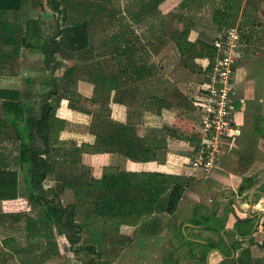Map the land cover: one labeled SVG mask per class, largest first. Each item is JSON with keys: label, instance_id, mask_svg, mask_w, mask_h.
I'll use <instances>...</instances> for the list:
<instances>
[{"label": "trees", "instance_id": "obj_1", "mask_svg": "<svg viewBox=\"0 0 264 264\" xmlns=\"http://www.w3.org/2000/svg\"><path fill=\"white\" fill-rule=\"evenodd\" d=\"M164 1L166 0H135L133 5L129 4L126 10L122 11L124 15L117 12L108 15L110 24L107 29L110 30L102 43L106 51L98 55L97 49L95 50L90 42V28L93 23L102 29L105 5H95L93 2L86 5H83V2H76L75 5L72 3V7L76 8L80 16L92 15L91 20H84L65 29L64 33H61L64 35L61 40L53 38L49 44L39 45L31 43V37L22 38L21 27L17 23L19 14L28 4V0H0V76L7 69L6 62L2 60L6 48L18 43L20 47L29 45L40 50L45 56L47 69L55 70L59 67L60 64L54 65L59 53H63L67 59L79 61L83 64L82 71L88 75L86 79L94 85V93L90 99L84 98L75 90H69L68 86L55 90L50 93L55 104H48L52 98L49 97L45 99L39 112L36 111L37 104L23 100L19 91L0 89V120L2 115L14 129L20 142L19 169L3 164L0 143V202L8 213L25 220L27 244H40L42 239L46 241L47 248L44 254L42 253L43 259H48L50 253L59 252L55 242L57 235L66 236L73 251L79 252L80 249L76 248L80 241L79 234L86 229H94L93 234L98 233L97 243L101 249L96 252L93 246H89L87 251L99 256V264H111L117 258V248L127 246L131 240L127 238L123 242L112 241L111 249L108 250L107 239L120 235L122 226L146 225L156 212L174 216L186 189L193 182L189 177L169 172L171 168L176 167L178 158V155L171 153L167 167L162 168L160 173L105 172L101 180L91 179L87 173L84 176L77 175L79 178L76 181L66 185L73 190L76 200V204L70 208L62 207L58 192L53 188L46 191L43 186L53 170L52 164L60 158L63 163L79 165L84 154L118 153L136 163H151L158 161L161 151L168 150V137L184 140L196 147L199 145L200 138L196 135L195 125L183 114L176 112L175 104L168 99L166 92L161 90V77L168 76L171 70L164 63L157 66L152 59V51H157L167 40L173 17H178L175 53L168 59L179 68L185 69L192 81H197V75H202L198 78V83L202 85L207 81L205 74L211 71L216 55L213 43L225 29L235 27L241 15L235 7L236 0H224L222 9L217 10L212 18L202 14L205 8L204 0H185L177 10L168 15H164L160 10ZM52 5L58 10V2L54 1ZM242 15L245 16V12ZM9 16L12 17L11 20ZM250 17L249 14V22H253L255 19ZM38 22L39 20H35L36 24ZM135 24L138 25L137 28ZM193 31L206 40L204 44L201 42L210 61L206 72L196 64L198 50L196 44L189 40ZM37 36L40 38L41 34ZM18 37L21 38L20 41ZM103 58L123 60L122 70L109 76L106 72H94L88 66L89 62ZM74 70L73 67L69 68L64 77L70 79ZM78 80V76L72 77L73 83ZM153 80H156L157 84L153 85ZM184 82L187 80L183 81V85H189ZM113 94L116 103L131 109V118L129 117L126 124L115 122L111 118L109 105ZM84 102L99 107L90 129L96 137L95 143L79 145L61 141L60 135L65 131L73 111L90 115ZM146 112L163 118L166 133L164 136L139 135L133 118L138 113ZM263 135L264 131L257 130V139ZM242 161L244 162V157L241 158ZM188 165H192L191 158ZM21 173L26 192L25 201H20L19 198ZM50 195L54 199H51ZM34 203L41 208V216L38 217L40 220L32 219L31 215L26 214ZM77 217L81 224H78ZM240 223L241 220L238 224ZM195 225L201 226L204 223L197 221ZM215 228L219 231L218 227ZM248 234L250 233L245 235ZM14 245L19 246L16 243ZM189 245L193 246V243ZM209 248L215 247L209 244ZM4 251L6 258L1 257L0 264H9L13 256L8 249ZM23 253L27 255L31 251L24 249ZM21 259L22 263L29 264V257L22 256Z\"/></svg>", "mask_w": 264, "mask_h": 264}, {"label": "rangeland", "instance_id": "obj_2", "mask_svg": "<svg viewBox=\"0 0 264 264\" xmlns=\"http://www.w3.org/2000/svg\"><path fill=\"white\" fill-rule=\"evenodd\" d=\"M60 0H34L33 5H35L36 12L31 13V0H29L28 3L24 6L21 14H19L20 19V26L22 27L23 36H27L28 38L31 37L30 40L33 44H45L50 43L53 38H57L58 40H61V38L64 36L61 33L65 31V29H69L76 25L77 23L83 22L84 20H91L90 18L92 15L88 17L78 16L77 10L75 13H73L72 4H63L62 8H66L67 5L70 7L71 12L65 11L66 9H56L52 3ZM185 1V0H184ZM184 1L182 3H184ZM80 2H83V5L89 4V2H93L95 5L102 4L105 5V9L102 13V16L104 17L105 21L104 25L102 26V29L99 27H96L93 23L91 26V34H90V42L91 45L97 49L98 55L100 52H105L106 50L103 49L102 43L107 38V34L110 30L107 29L110 20L107 18L108 15H111L113 12H117L119 15L123 14L126 10L127 6L129 4H134L135 0H80ZM173 1L170 2V0H166L161 4L160 10L164 15H168L171 12H174L177 10V8L180 7L182 4L179 1V4L177 7L171 10L170 3L172 4ZM235 2V1H234ZM205 8L203 11V15L207 18H212L217 10L222 9L224 0H204L203 1ZM236 9H239V14L241 12H245V16L242 15L239 17V21L237 25L242 29L243 35H244V52L243 57L240 63V69H243V73L245 75V70L247 71V83H243L241 87H238L237 97L240 96L243 98H247L246 94V88H250L251 90V98H247L250 100V104L252 108L249 110V115L254 120H257L260 123L259 129L264 130V0H236ZM56 6V3H55ZM95 10V7H94ZM93 10V12H94ZM120 10V11H119ZM101 11V10H100ZM123 11V12H122ZM31 13L37 14L36 20H39L38 24L35 23L34 27L36 29L34 30V33H29L32 29L30 25L26 22L29 20V16L31 17ZM75 14V15H74ZM251 15L250 18L255 19L253 22H249L248 16ZM94 15V14H93ZM28 19V20H27ZM131 21L132 18H129ZM91 22V21H90ZM93 22V21H92ZM179 25V19L178 17L174 16L171 26L172 29L170 31V34L167 38V40L161 45L157 51H152V59L157 64V66L161 64H165L168 69H170V74L165 77H161V90L166 92L168 99L177 106V110H181L180 107H184L185 102H192L194 100V97L199 93L200 85L198 83V80L202 77V75H197V81H192V77H188L187 71L183 68H179L177 64L173 63V61H170V56L174 55L175 53V41L177 39V32L176 27ZM236 25V26H237ZM26 26V27H25ZM135 28L138 27V25H134ZM33 27V28H34ZM29 33V34H28ZM37 34H41L40 38H38ZM204 39V38H203ZM258 40V41H257ZM206 42L204 39L202 41ZM204 44V43H203ZM202 44L201 48L197 51V56L200 59H206L207 53L204 52V45ZM212 45V43H211ZM252 50L255 51L254 55H249L247 57V51L250 53ZM202 57V58H201ZM33 60V59H31ZM36 61H20L19 58L15 60L14 63H12L9 68L4 70L2 72V78L3 80L8 81L7 84L14 83L11 85L12 88H17L19 85L22 86V91L20 92L23 94V100L29 102L30 104H37L36 111L39 112V109L42 107V105L45 103V99H48L50 96V93H52L55 90H61V88L67 87L69 90H75L80 91L81 94L86 98L85 96L90 94L93 89L92 85L88 83L87 74L85 71H82L81 64L79 61L73 59H67L65 58V55L63 53H59L57 55V59L54 61L55 64H60L57 69H47L45 64V56H40V59H35ZM207 65L205 66L202 64V61L196 60V64H198L199 67L203 69V72L207 71V67L210 64L209 59ZM170 62V64H169ZM244 62V63H243ZM124 64L123 60H114L110 58H103L98 61L89 62L88 66L93 69L94 72L102 73L106 72L107 75L117 74L122 70V66ZM73 67L74 73L72 77L78 76L82 78V84H73L71 83L72 77L70 79L65 78V74L69 68ZM49 70L48 73H46ZM206 70V71H205ZM33 71H40L41 75L37 77L36 85L32 84V86H29L27 81H31L30 76H32ZM190 72V71H189ZM46 73V74H45ZM209 73V72H208ZM207 73L205 74L206 77ZM243 75V76H244ZM20 76V78H19ZM191 78V79H190ZM199 78V79H198ZM1 79V78H0ZM187 80L189 85H183V81ZM19 82V83H18ZM184 82V83H187ZM18 83V84H17ZM31 83V82H29ZM157 84L156 80H153V85ZM199 84V85H198ZM31 88V90H30ZM16 90V89H15ZM21 90V89H20ZM92 95V93H91ZM257 95H261L263 97L259 98ZM89 96V95H88ZM115 94L112 95L110 102H115L116 97H114ZM90 99V98H86ZM48 104L54 105V97H52ZM116 103V102H115ZM111 104V103H110ZM84 105L86 106L87 110L90 113V116L85 117V121H81L80 129L82 132H86L87 129H91V126L95 122V112L99 108L97 106H91L89 103L84 102ZM193 106V103H192ZM1 107V106H0ZM110 108V105H109ZM195 108V107H194ZM104 109V108H103ZM1 112V108H0ZM2 114V112H1ZM121 113L117 112L115 115V119L118 121L123 120L121 117ZM112 118V115H111ZM150 118V119H148ZM113 119V118H112ZM144 116H134L133 120L135 122V125L144 122ZM114 120V119H113ZM146 122H152L151 116L147 115V118L145 119ZM128 122V121H127ZM252 123V122H251ZM87 124L89 126H87ZM87 127V128H86ZM137 127V126H136ZM246 128V127H245ZM246 129L238 141L236 140V146L233 152L228 155L222 165L221 169L218 171H215L212 174L215 173H221L222 175H228V173H233L236 175H240L244 179V183L246 187L252 186L253 189L249 190L247 194H251L255 191V189H264V138L263 139H257L255 133H252V129L249 130ZM152 132H144L142 129L139 132V134L143 135H151ZM166 133H163V136ZM0 143H1V150H2V157L1 160L3 164L9 165L13 167L14 169L18 168V158H19V148H20V142L16 138V134L14 132V129L4 120L3 116L1 115L0 120ZM194 156V154H193ZM244 157V162H241V158ZM52 171L56 172L49 175L48 179L44 182L43 186L46 191H48L50 188H53L56 192L59 193V200L62 204V207L64 208H70L72 205L76 204V200L74 197L73 190L70 189L68 186H66L69 182L76 181L79 176H84L87 172V169L80 168L78 165H73L71 163H63L62 161L55 162L52 164ZM77 173V174H75ZM82 173V174H81ZM205 177L203 176L202 182H205ZM19 182H20V194L19 198L20 201L26 200V192L24 189V180L22 173L19 176ZM261 187V188H260ZM249 196V195H247ZM51 199L53 198L52 195L49 196ZM256 198V196H255ZM54 199V198H53ZM243 203H248V197H245L243 200ZM248 205V204H247ZM181 206V205H180ZM30 211L26 212L27 215H31L32 219H39L41 216V208L38 206L37 203L31 204ZM247 209V206H246ZM245 209V210H246ZM81 209H79L80 211ZM32 211V212H31ZM79 216V212L77 213ZM26 216V215H25ZM180 218L177 220V217H174V224L176 226H180L182 222H185V225H192L197 224V217L193 216L192 219H190L191 215H188L185 213V209L179 214ZM39 217V218H38ZM159 218V216H158ZM18 220V221H16ZM40 220V219H39ZM78 224L80 223L79 217H77ZM181 222V223H179ZM207 224H212L213 217H209L206 221H204ZM81 224V223H80ZM26 222L22 218L19 219V216L17 218L16 215H13L11 213H8L6 210V207L2 205L0 202V258H6L4 249H8L9 252L12 254L13 257L10 258L9 264H24L22 263V256H27L30 258L29 264H99V256L96 254H93L90 251H87L89 246H93L94 250L98 252L101 247L97 243L99 236L97 234H93L94 229H90L89 231L86 229L85 231H82L79 234V244L76 246L77 249H80L79 252L73 251V248H71V244L66 236H56V244L58 246V253H50V257L48 259H43L42 253L46 250V241L40 240V244L35 242H32L30 245L27 244L26 240ZM166 226L169 230L166 231L164 240L170 239L169 247L172 248V252H169L167 255L163 252H155L154 254H151L150 250L154 247L155 244L159 245L160 241V235L163 233V229H161L157 234H155L153 237L149 238L148 234L143 235L142 227L139 229L141 230L142 234L139 232L138 236L135 237V234L132 233L131 228H123L122 231L120 229V235H113L109 239H107V249H111V243L112 241H124L125 237L122 234L129 236L131 239V242L124 247H118L117 248V258L115 261H112L111 264H182V259H176L175 258V250L177 248L176 245H178L176 242H173L171 238L173 239L172 235V220H170ZM205 226H207L205 224ZM218 227L217 224L211 225ZM189 232L192 231V228H189ZM190 237H194L198 240L208 239L211 236L209 234H206L207 231L202 230V232H198L197 234H191L189 233ZM122 233V234H121ZM172 233V235H171ZM205 233V234H204ZM180 240L184 241L182 238V235L179 234ZM213 237V236H212ZM223 237V236H222ZM187 238V237H186ZM153 242H147V240H152ZM218 240V243H215L217 247H222L223 251L228 246V241H226L224 238L221 240L219 239V236H214L213 240ZM162 240L160 246L161 250L164 249L165 251H168V244L166 241ZM212 240V239H211ZM187 242V241H186ZM19 244L14 245V244ZM105 245V244H104ZM114 245H116L114 243ZM148 245V247H146ZM226 245V246H225ZM17 246V247H16ZM190 247L193 248L194 255H202V251L200 247H195L190 245ZM24 249H30L31 253L27 255H24L23 250ZM147 250V251H146ZM260 248L258 249V251ZM149 251V252H148ZM114 252V251H113ZM259 252H264L263 250ZM210 253V252H209ZM44 254V253H43ZM211 254V253H210ZM226 253H224L225 255ZM224 255L221 253L214 254L213 256L209 257V264H251V261L248 257H244L241 262L239 259L236 261L232 260H226ZM158 256V257H157ZM167 258H165V257ZM8 257V255H7ZM8 260V259H7ZM196 260H200V258L193 257L191 258V261L193 263L196 262ZM204 260V259H203ZM264 260V259H263ZM201 263H204L201 259ZM187 264V262H186Z\"/></svg>", "mask_w": 264, "mask_h": 264}, {"label": "crops", "instance_id": "obj_3", "mask_svg": "<svg viewBox=\"0 0 264 264\" xmlns=\"http://www.w3.org/2000/svg\"><path fill=\"white\" fill-rule=\"evenodd\" d=\"M171 10L177 7L179 4V1L182 3L184 0H170ZM29 2V0H28ZM34 0H31V3H28L31 5V13L36 12L35 5H33ZM76 2H80V0H60L58 1L59 7L61 10L66 9L65 11L71 12L73 9V13H75L76 8L72 7L70 10V7L62 8L63 4H72L75 5ZM35 3V2H34ZM27 5V4H26ZM24 11L23 9L21 12ZM20 12V14H21ZM23 13V12H22ZM29 13V14H31ZM78 14V11L77 13ZM243 12L240 13L242 16ZM75 15V14H74ZM37 14H31V17L29 16L28 23L31 27V31L29 33L33 34L34 30L36 29L34 27L35 25V20L37 17ZM79 16V14H78ZM246 17V16H245ZM10 20L12 19L11 16H9ZM17 23L20 25V19H18ZM21 27V26H20ZM26 27V26H25ZM34 27V28H33ZM20 29V28H19ZM23 31L21 27V34L22 38H27V36H23ZM28 33V34H29ZM21 38L18 37V40L20 41ZM32 39V35H31ZM30 39V40H31ZM190 42L193 44H196V49L199 50L202 46V41L203 37L197 33L196 31L191 32L190 34ZM31 42V41H30ZM32 43V42H31ZM5 56H3L2 60L6 62L7 68L15 62L19 58L20 61H36L35 59H40V56H44L43 53H41L40 50L36 48H31L29 45L27 46H21L17 43L16 45H13L10 48H6L5 50ZM33 59V60H31ZM198 63H200V60L202 61V64L205 66L208 63L207 58L206 59H200L197 58ZM48 73L49 70H46ZM4 72V71H3ZM45 73V74H46ZM32 76H30L31 81H27L29 86H34L36 85V80L39 75H41L40 71H33ZM243 69H240V74L239 76L242 78ZM2 74L0 76V89H5V90H15L19 92L22 91V86H18L17 88H12L11 85L14 83H9L7 84L8 81L3 80ZM20 78V76H19ZM79 80L77 83L80 85L83 83L82 79L78 77ZM31 82V83H29ZM19 83V82H18ZM17 83V84H18ZM71 83L72 80H71ZM89 83V82H88ZM73 84H76L73 83ZM92 85L93 89L90 94L86 95V98H92L93 93H94V85ZM243 84L239 85L241 87ZM21 89V90H20ZM246 94L247 98H251V90L250 88H246ZM31 90V88H30ZM79 94H81L80 91H78ZM22 94V93H21ZM264 94V91H263ZM82 95V94H81ZM23 96V94H22ZM83 96V95H82ZM259 98L263 96L257 95ZM84 97V96H83ZM264 98V97H263ZM242 99V100H241ZM185 102L184 107H180L181 110H177L176 112H179L180 114H183L184 117L188 120L191 121L192 124L195 125L197 129V125L199 122L200 115L197 112V110L192 106V102ZM237 107L240 110V112L237 114V119L239 122H241L243 125L245 124V127L243 126V133L246 129L249 127H252V120L253 118L251 115H249V110L252 108L251 104H245L243 97L237 98ZM178 107L176 106V109ZM247 108V111H246ZM110 109H111V115L114 121H117L114 117L117 114V112L121 113V117L123 120L118 121L119 123L126 124L129 117L131 118V109L128 108L125 105H120L115 102H111L110 104ZM147 115L151 116L152 122H146L145 119L147 118ZM90 116L89 114L79 112V111H73L71 113V117L69 121L67 122V126L65 131H63L60 135L61 141H66L70 143H77V144H90L93 145L95 143L96 137L91 133L89 129H87L86 132H82L80 129V122L85 121V117ZM136 116H144V122L137 124V130L138 133L141 131V129L144 132H152L151 135H143L139 134L141 137H161L163 136L164 133V120L162 117H159L152 112H146V113H141L137 114ZM150 119V118H148ZM248 120V121H247ZM245 121V123H244ZM87 126H89L87 124ZM87 128V127H86ZM252 128H249L251 130ZM262 132L264 130H261ZM252 133H255L252 130ZM256 135V134H255ZM261 137L260 139H263ZM168 150L166 151H161L158 156V161L157 162H151V163H136L133 161L128 160L124 156L118 154V153H107V154H98V155H91V154H84L82 156V163L79 164V169L80 168H85L87 169V175L91 179H96V180H101L104 176L105 172H128V173H160L162 168H166L168 161H169V154H176L178 155V158L176 160V167L171 168L169 172H174L176 174L184 175L186 177H189L190 179H193L192 184L186 189V192L184 194V197L178 207V210L174 216H171L167 213L164 212H159L155 213L149 221L146 223V225H138L135 227L131 226H122L121 231L123 228H131L132 233L135 234L136 232L139 234V232L143 235L148 234L149 238L153 237L155 234H157V231L163 229V233L160 235V241L164 240L166 237L165 233L168 229L166 224L172 220L174 222V217H177V220H179L180 216L179 214L185 209V213L188 215H191L190 219L193 218V216L197 217V221H202L204 225L197 226L192 223V225H185V222H179L181 223L180 226H176V228L172 227V235L173 239L171 240L173 242H176L178 245L176 250H175V258L176 259H182V264H204L196 260L195 263L191 261L192 256L196 257L197 259L200 258V260L209 254L211 252V256L214 254H223L226 260H232L236 261L237 259L241 260L244 257H248L249 260L251 261V264H264V252H259L261 250L264 251L263 245H264V221L262 220L260 223L259 228L254 232V228L256 227L257 224V219L254 218L257 214H263L264 218V196L261 195H255L253 198V207L250 206V198L251 196L257 192L260 191L264 193V189H255L254 192L251 194H247V192L251 189H253L252 186L246 187L244 183V179L240 175H236L233 173H228V175H222L221 173H215V174H204L200 171H193L191 169V166L188 165L189 158H193V150L196 148L195 145L190 144L189 142H185L184 140L178 139V138H171L168 137ZM264 140V139H263ZM58 161H61L62 158L57 159ZM55 173L56 172H51ZM77 174V173H75ZM203 176L206 178L205 182H202ZM261 188V187H260ZM249 195V196H247ZM245 197H248V203H243V200ZM248 204V205H247ZM247 206V209H246ZM246 209V210H245ZM251 212V216L249 213ZM159 216V218H158ZM209 217H213V222L212 224H207L204 221H206ZM251 217V218H250ZM239 220L242 221V223L238 224ZM248 220V222H247ZM180 221V220H179ZM205 224L207 226H205ZM217 224L218 225V230L216 231L215 227H211V225ZM142 227V232L139 230ZM210 227V228H209ZM189 228H192V231L189 232ZM211 229V230H210ZM157 230V231H156ZM202 230L207 231L206 234H209L211 237L208 239H203V240H198L194 237H190L188 234H197L198 232H202ZM216 231V232H215ZM247 232L250 234L245 235ZM135 234V237L138 236V234ZM122 234V233H121ZM179 234L182 235V238L184 236L185 239L184 241L180 240ZM205 234V233H204ZM125 237H128L130 240L129 236H126L122 234ZM219 236V239H225L228 241V246L224 249L222 247H217L215 243H218V240H213L214 236ZM213 236V237H212ZM223 236V237H222ZM187 237V238H186ZM127 239V238H125ZM212 239V240H211ZM166 243H170V239L164 240ZM187 241V242H186ZM147 242H153L152 240H147ZM161 242L158 244H155L154 247L150 250L151 254H154L155 252H164L165 255H167L169 252H172L171 247H169L170 244H168V251H165L164 249L161 250L160 246L162 247ZM189 243H193L195 247H200L202 251V255H194L193 253V248L190 247ZM209 244L214 245L215 248H209ZM226 246V245H225ZM148 247V245L146 246ZM260 250L258 251V249ZM147 251V250H146ZM149 252V251H148ZM221 252V253H219ZM158 257V256H157ZM165 257V256H164ZM168 257V256H167ZM165 257V258H167Z\"/></svg>", "mask_w": 264, "mask_h": 264}, {"label": "built area", "instance_id": "obj_4", "mask_svg": "<svg viewBox=\"0 0 264 264\" xmlns=\"http://www.w3.org/2000/svg\"><path fill=\"white\" fill-rule=\"evenodd\" d=\"M244 42L243 31L237 25L225 29L213 43L216 55L211 71L192 101L200 115L196 129L200 142L193 150V171L209 175L220 170L224 159L235 149L236 140L243 135L236 97L242 84L239 74Z\"/></svg>", "mask_w": 264, "mask_h": 264}, {"label": "flooded vegetation", "instance_id": "obj_5", "mask_svg": "<svg viewBox=\"0 0 264 264\" xmlns=\"http://www.w3.org/2000/svg\"><path fill=\"white\" fill-rule=\"evenodd\" d=\"M258 41V40H257ZM247 53V57H249V55H254V53H255V51L254 50H252L250 53H248V51L246 52ZM244 63V62H243ZM247 71L245 70V75L243 76V74H242V84L243 83H247L248 81H247ZM237 92H238V89H237ZM244 99V102H245V104L247 105V104H249L250 105V100L249 99H247V98H243ZM242 100V99H241ZM246 111H247V108H246ZM248 121V120H247ZM244 123H245V121H244ZM244 127H245V124H244ZM259 127H260V123L257 121V120H252V130L255 132V134L257 133V130L259 131H261V129H259ZM172 224H173V227L174 228H176V225L174 224V222H172ZM211 253V252H210ZM210 253L209 254H207L206 256H204L203 258H202V261L204 262V264H207L208 263V261H209V257H210ZM204 259V260H203ZM199 262H201V260H198Z\"/></svg>", "mask_w": 264, "mask_h": 264}, {"label": "water", "instance_id": "obj_6", "mask_svg": "<svg viewBox=\"0 0 264 264\" xmlns=\"http://www.w3.org/2000/svg\"><path fill=\"white\" fill-rule=\"evenodd\" d=\"M255 195H261V196H264V193H262V192H260V191H257V192H255V193L251 196V198H250V206H251V207H253V204H254V203H253V198H254ZM249 215L251 216V212L249 213ZM250 218H251V217H250ZM254 218L257 219V224H256V227L254 228V230H253L252 233H254V232L259 228L260 223H261V221H262V219H263V214H257L256 216H254ZM219 253H221V252H219ZM210 256H211V254H210ZM207 264H209V261H208Z\"/></svg>", "mask_w": 264, "mask_h": 264}]
</instances>
